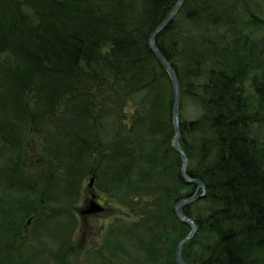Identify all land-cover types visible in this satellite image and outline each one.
I'll use <instances>...</instances> for the list:
<instances>
[{
    "label": "trees",
    "instance_id": "1",
    "mask_svg": "<svg viewBox=\"0 0 264 264\" xmlns=\"http://www.w3.org/2000/svg\"><path fill=\"white\" fill-rule=\"evenodd\" d=\"M175 2L0 0V264H28L32 238L74 264L86 178L133 216L109 224L91 261L176 264L189 225L174 205L195 186L148 46ZM155 45L179 80L187 173L207 190L183 208L198 230L182 258L264 264V0H183Z\"/></svg>",
    "mask_w": 264,
    "mask_h": 264
},
{
    "label": "rangeland",
    "instance_id": "2",
    "mask_svg": "<svg viewBox=\"0 0 264 264\" xmlns=\"http://www.w3.org/2000/svg\"><path fill=\"white\" fill-rule=\"evenodd\" d=\"M91 184L88 178H86L81 189L80 199L75 206L72 207L77 220L74 242L78 252L76 256L70 257V260L74 264H95L96 261H91V259H93L92 252L101 243L103 235L107 232L106 228L110 227L109 224L115 221L125 222V220L128 221L133 219L127 207L117 200H112L107 194L97 189L95 185L92 187ZM94 196L95 200L103 206L102 212L81 214L80 210L85 208V205ZM28 226V230H31V225ZM56 241L57 240H54V238H41L40 240L32 238L24 243L21 255H27L28 253L33 254L29 258L28 264H54L50 254L53 253L57 247ZM0 244L3 245V243ZM27 248L29 251L25 253L24 249ZM28 257L29 256H27V258ZM120 257H123L122 253H120Z\"/></svg>",
    "mask_w": 264,
    "mask_h": 264
},
{
    "label": "water",
    "instance_id": "3",
    "mask_svg": "<svg viewBox=\"0 0 264 264\" xmlns=\"http://www.w3.org/2000/svg\"><path fill=\"white\" fill-rule=\"evenodd\" d=\"M183 0H176L173 7L169 10L167 15L162 19V21L159 23V25L150 33L149 39H148V46L149 49L152 51V53L155 55L158 62L162 65V67L167 72L173 89V101H172V120L174 124V131H173V137L171 140V146L173 149L180 155L181 158V175L184 179V182L186 184L194 185L195 188L193 192L184 198L179 199L175 205H174V213L177 219H179L182 222H185L189 225L190 229L188 233L183 236L177 243L175 252H174V259L176 264H198V263H187L182 258V249L183 246L195 236L197 233V224L196 222L186 215L183 212V208L192 202L205 197L207 194V190L205 185L201 180L198 178L190 177L187 173V167H188V156L185 153V151L182 149L179 138H180V125H179V114H180V85L179 80L177 77L176 72L171 67L167 59L163 56V54L158 50V48L155 45V37L158 33H160L163 29L166 28V26L172 21L175 14L177 13L179 7L181 6ZM90 183H92V180H90ZM103 210V206L99 204L95 200V196L88 201V203L85 205V208L80 210L81 214H95L100 213ZM29 222V221H28Z\"/></svg>",
    "mask_w": 264,
    "mask_h": 264
}]
</instances>
